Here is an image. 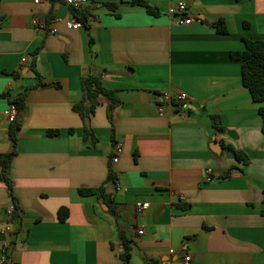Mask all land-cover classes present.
I'll return each instance as SVG.
<instances>
[{
	"label": "crops",
	"instance_id": "crops-1",
	"mask_svg": "<svg viewBox=\"0 0 264 264\" xmlns=\"http://www.w3.org/2000/svg\"><path fill=\"white\" fill-rule=\"evenodd\" d=\"M133 1H91L87 29L67 26L74 14L61 0H0V152L12 147L6 109L37 81L29 67L37 49L43 80L58 83L30 89L17 117L9 176L19 215L5 214L13 199L0 179V264H123L120 232L132 242L129 264H185L187 254L188 264H264L263 117L232 56L245 38L264 39V0H147L157 14ZM180 1L184 12L176 10ZM58 16L57 32H49ZM186 17L193 20L180 21ZM220 18L227 32L214 26ZM92 63L120 102L115 142L109 98L101 96L91 117L99 141L88 146L73 106ZM181 91L188 101H177ZM162 92L180 108L160 115ZM115 143L122 147L112 162L117 182L108 178ZM229 144L249 162H239ZM102 185L110 204L80 193ZM139 201L147 207L139 210Z\"/></svg>",
	"mask_w": 264,
	"mask_h": 264
},
{
	"label": "trees",
	"instance_id": "trees-1",
	"mask_svg": "<svg viewBox=\"0 0 264 264\" xmlns=\"http://www.w3.org/2000/svg\"><path fill=\"white\" fill-rule=\"evenodd\" d=\"M133 3L143 5L147 8V10L151 13L157 14L158 8L151 5L147 0H134ZM109 8L114 10L116 5L113 3L108 4ZM73 11L74 16H76L87 29L90 28L89 17L90 11L85 9V6L80 9H71ZM214 26L220 32H227V26L225 21L220 18L219 20L214 22ZM245 48L243 50L233 51L232 56L240 60L242 62V80L243 84L249 88L254 100L260 102L259 112L263 117V131H264V39H252L245 38ZM89 42L92 46L94 44V38L92 35H89ZM38 49L34 52V56L29 63V67L34 72L37 81L35 84L31 86L25 87V89L17 95L16 98L13 99V103L17 105L19 111H24L27 108V94L30 89L58 85L55 82H47L44 81L40 72L37 69V60L36 54ZM19 73H15V76L18 77ZM102 73L97 70L95 65L92 63L89 67L88 71L82 76V91L83 97L81 101L74 104L73 108L80 113L83 123H84V142L88 146H95L99 138L91 125V117L92 114L95 113L97 106L100 104V97L105 96L109 98V102L107 104V113L110 122L112 123V137L113 142L115 128H114V110L116 106L120 102V98L117 95V90L106 86L101 77ZM214 125L216 129L221 130L222 125L220 121V116L218 114L211 115ZM20 123L16 120L11 122L9 127V138L11 140V149L7 152H0V179L5 181L7 187L9 189L10 195L13 199V204L15 205V210L10 217V219H14L19 215V203L18 198L14 190V184L12 178L9 176L11 162L14 156L17 153V142H18V132L20 129ZM49 134L57 135L60 133L58 129H49ZM116 144V143H115ZM228 147L233 150L236 159L239 162H243V164H247L250 160V156L248 153L241 149L235 148L233 145L229 144ZM114 152L110 154L109 163V180L116 181L117 174L112 167ZM232 168V167H231ZM231 168L228 169L223 176H228ZM80 193L83 195L97 194L99 198L104 200L106 203L110 204L111 198L110 194L106 192L105 186L102 185L100 187H92V188H80ZM176 205L181 206L183 208L188 207L189 203H182L178 201ZM264 215V210L262 211ZM61 219H65L67 217V209L62 208L60 210ZM120 238L123 242V250L119 254V257L123 264H129L132 256V242L127 239L124 232H120ZM146 264H161L158 259H149Z\"/></svg>",
	"mask_w": 264,
	"mask_h": 264
},
{
	"label": "built area",
	"instance_id": "built-area-1",
	"mask_svg": "<svg viewBox=\"0 0 264 264\" xmlns=\"http://www.w3.org/2000/svg\"><path fill=\"white\" fill-rule=\"evenodd\" d=\"M41 0H35L36 3L40 2ZM63 1L66 5H68L71 9H80L82 7H84L85 5H87L88 3H90L93 0H61ZM187 8V4L185 1H180L177 5V11L179 12H184ZM193 20V17H186L181 19V22H185V23H189ZM63 18L58 16L54 19V23H52L50 25V27L48 28L49 32H57L58 27L57 24L62 22ZM66 24L68 27L70 28H81L83 26L82 22L73 15V17L69 20L66 21ZM38 28L39 29H45L46 25L44 23H39L38 24ZM23 61H26V57L23 58ZM161 99L158 103V111L160 115H164L167 112V107L171 106L172 108H180L179 104H175L173 102L172 96L167 93V92H162L160 93ZM177 101L179 102H183V101H188L189 100V95L186 91H181L178 93V95L176 96ZM6 116L8 118V120L10 122H14L17 120L18 114H19V108L17 107V105L15 103H11L8 108L5 111ZM114 155H113V162H117L119 160V157L122 153V147L119 143H116L114 145V149H113ZM206 174L208 176V180L210 182L214 181L215 178L212 177L213 174V168L209 167L206 169ZM118 180H116L117 182ZM118 184V183H117ZM118 188H120V186H118ZM147 203L139 201L137 203V206L139 208V210H143L144 208L147 207ZM15 210V205L13 203H11L10 205H8L5 209V214L7 215V217H11L13 212ZM5 233L8 234V231L5 230ZM139 233H144V229H139ZM11 244V239L9 238L8 240H6L3 244V256H2V261L6 260V252L8 249V246ZM191 260V255L187 254L185 256V264H188L189 261Z\"/></svg>",
	"mask_w": 264,
	"mask_h": 264
}]
</instances>
